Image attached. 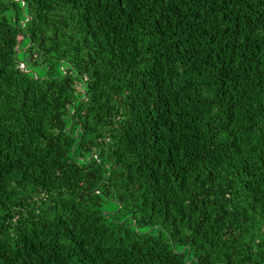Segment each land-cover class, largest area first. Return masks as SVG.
Instances as JSON below:
<instances>
[{
	"label": "trees",
	"instance_id": "16d2710c",
	"mask_svg": "<svg viewBox=\"0 0 264 264\" xmlns=\"http://www.w3.org/2000/svg\"><path fill=\"white\" fill-rule=\"evenodd\" d=\"M0 264H264V0H0Z\"/></svg>",
	"mask_w": 264,
	"mask_h": 264
}]
</instances>
